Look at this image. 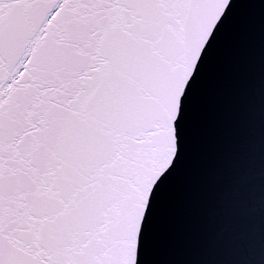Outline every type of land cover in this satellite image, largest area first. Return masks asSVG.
I'll use <instances>...</instances> for the list:
<instances>
[{
  "label": "snow or ice",
  "instance_id": "6c2138e0",
  "mask_svg": "<svg viewBox=\"0 0 264 264\" xmlns=\"http://www.w3.org/2000/svg\"><path fill=\"white\" fill-rule=\"evenodd\" d=\"M229 3L0 0V264H138Z\"/></svg>",
  "mask_w": 264,
  "mask_h": 264
},
{
  "label": "water",
  "instance_id": "95a60500",
  "mask_svg": "<svg viewBox=\"0 0 264 264\" xmlns=\"http://www.w3.org/2000/svg\"><path fill=\"white\" fill-rule=\"evenodd\" d=\"M263 14L264 0H230L225 15L221 18L220 24L217 25V31H222L229 26ZM221 24L224 25L223 28H221Z\"/></svg>",
  "mask_w": 264,
  "mask_h": 264
}]
</instances>
